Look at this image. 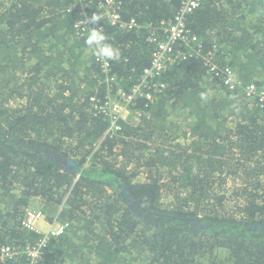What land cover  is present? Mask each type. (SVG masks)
<instances>
[{
	"label": "trees",
	"instance_id": "1",
	"mask_svg": "<svg viewBox=\"0 0 264 264\" xmlns=\"http://www.w3.org/2000/svg\"><path fill=\"white\" fill-rule=\"evenodd\" d=\"M119 1L140 26L99 23L128 89L150 64L151 31L181 0ZM73 3L0 0V248L41 236L21 224L38 199L49 215L64 204L58 217L70 225L38 264H264V105L245 93L264 88V0H203L188 18L200 55L170 64L160 93L137 100L140 121L105 138L109 120L90 98L103 99L106 85ZM205 56L241 86L224 85Z\"/></svg>",
	"mask_w": 264,
	"mask_h": 264
},
{
	"label": "built area",
	"instance_id": "2",
	"mask_svg": "<svg viewBox=\"0 0 264 264\" xmlns=\"http://www.w3.org/2000/svg\"><path fill=\"white\" fill-rule=\"evenodd\" d=\"M202 1L181 0V5L174 15L168 20H162L159 27H155L151 31L148 37V41L152 43L150 64L144 68L139 80L132 87L125 89L118 85L117 74L112 72L110 62L104 64L96 59L101 66L103 75L101 82L106 85V95L103 99H99L97 94H94L90 99L94 109L103 113L109 120V126L103 138L116 135L122 129L121 121L130 123L140 121L145 112L136 107L137 100L141 97L151 100L156 92L160 93L164 84L156 79L166 71L170 64L179 59H186L188 56L200 55L203 42L189 27L188 18L201 6ZM91 6L95 10L89 12L88 9ZM72 8L79 14L74 26L77 35L81 38H86L88 32L93 28H105L99 22H90L93 15L99 16V21L106 20L111 25H117L127 30H133L140 26L135 17L123 18L119 0H74ZM204 59L209 71L228 88L235 90L241 86V81L235 77V70L231 67L220 65L211 60L209 56H205ZM245 93L249 98H254L264 105V88L250 83L245 86ZM41 222H46V229L41 230ZM21 224L26 229L40 233L41 236L36 241L28 242L25 246L2 245L0 264H7L19 256L25 258L21 264H37L41 260L49 240L66 232L69 227V221H62L58 217L52 221H46L42 210L32 208L26 210Z\"/></svg>",
	"mask_w": 264,
	"mask_h": 264
},
{
	"label": "clouds",
	"instance_id": "3",
	"mask_svg": "<svg viewBox=\"0 0 264 264\" xmlns=\"http://www.w3.org/2000/svg\"><path fill=\"white\" fill-rule=\"evenodd\" d=\"M99 20H100V17L97 15H93L90 18L91 23H98ZM85 44H86L87 48L91 50V53L96 57V59L98 61L104 63V64H107V63L112 62V61H118L121 58L120 49L108 42V37L102 28L91 29L85 38ZM201 98L202 99L206 98L204 93H201ZM62 205H64V204H62ZM63 207L64 206L61 207L59 213L62 212ZM44 212L46 214L45 215L43 213L46 221H52L55 217H58V215H56L54 217H49L48 216L49 214L46 212V209ZM41 224H44L47 228L46 222H41L40 225ZM69 227H70V225H69ZM69 227H68V229H69Z\"/></svg>",
	"mask_w": 264,
	"mask_h": 264
},
{
	"label": "rangeland",
	"instance_id": "4",
	"mask_svg": "<svg viewBox=\"0 0 264 264\" xmlns=\"http://www.w3.org/2000/svg\"><path fill=\"white\" fill-rule=\"evenodd\" d=\"M233 181H229V182H227V183H225V185L223 186V189L226 191V195L227 194H229V192L231 193V195L233 196ZM227 198H228V203H227V206H231L232 204H233V201L231 200V198L229 197V196H227ZM165 202H168V201H165ZM39 203V200L38 199H35L34 200V204L36 205L35 207H31L32 209H40V210H42V208H41V205L40 206H37V204ZM231 204V205H230ZM62 206H64V205H60L59 207H58V211H57V215H59L60 213V209H61V207ZM43 211V210H42ZM43 213L45 214V212L43 211ZM51 214L52 215H48L49 217H54L55 215L51 212ZM46 215V214H45ZM40 228L42 229V230H44V229H46V226L44 225V224H41L40 225ZM225 253V252H224ZM224 253H222V250L219 252V254H218V256L216 257V259L219 261L220 259H222V255L224 254ZM134 264H139V262L138 261H135L134 262Z\"/></svg>",
	"mask_w": 264,
	"mask_h": 264
},
{
	"label": "flooded vegetation",
	"instance_id": "5",
	"mask_svg": "<svg viewBox=\"0 0 264 264\" xmlns=\"http://www.w3.org/2000/svg\"><path fill=\"white\" fill-rule=\"evenodd\" d=\"M50 154V153H49ZM50 156L51 157H55L54 155H52V154H50ZM57 161L58 162H64L65 164H68V165H71L72 167H74L75 166V164L73 163H69L68 161H67V158H61V157H59V158H57ZM118 181V180H117ZM118 186H119V188H121V193H122V195L125 197V198H127L128 200H129V202H131L132 200H131V193L129 192V187L127 186V185H125V184H122V183H119L118 184ZM66 202V201H65ZM135 208V207H134ZM135 210V209H134ZM48 210L46 209V212H47ZM140 214H143V213H140Z\"/></svg>",
	"mask_w": 264,
	"mask_h": 264
},
{
	"label": "water",
	"instance_id": "6",
	"mask_svg": "<svg viewBox=\"0 0 264 264\" xmlns=\"http://www.w3.org/2000/svg\"><path fill=\"white\" fill-rule=\"evenodd\" d=\"M67 161L69 162V163H75V161L72 159V158H67Z\"/></svg>",
	"mask_w": 264,
	"mask_h": 264
}]
</instances>
